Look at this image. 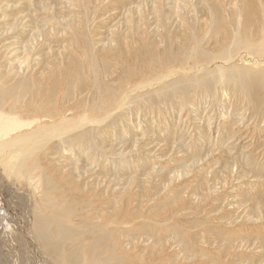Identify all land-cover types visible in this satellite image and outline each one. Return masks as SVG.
<instances>
[{
    "label": "rangeland",
    "instance_id": "obj_1",
    "mask_svg": "<svg viewBox=\"0 0 264 264\" xmlns=\"http://www.w3.org/2000/svg\"><path fill=\"white\" fill-rule=\"evenodd\" d=\"M185 1L189 3L187 9ZM233 4L235 0H210L209 3L204 0H0V34H5L3 26L7 29V36H0V56L6 60V46L18 40L23 49V43L26 46L27 40L34 42L37 37L35 33L39 31L41 36H46L51 41L50 45L40 47L38 53V58L44 65L47 64L49 72H41L43 65L38 64L35 66V73L41 72L58 81V97L63 98L65 93L63 89L67 82L63 81L64 71H67L65 77L71 76V71L81 67V74L86 82L94 80V76L88 72L90 69L85 67L86 63L91 62L97 63L98 67L100 65V74L104 64L114 66L109 70L112 75L106 79L113 86L110 85L109 88L118 87L120 77L126 73L121 83L128 84L126 92H129L143 80V77L136 75L139 68L154 79L166 68L178 66L170 64L151 73L153 68L150 64L159 63L166 54L167 35L180 36L174 37L170 54L185 58L188 54H183L188 53L191 45L188 39L182 40V34L192 37L195 29L216 28L220 19L217 22L214 20L213 25L209 24L208 6L211 9L215 6L214 10L225 7L227 15L222 13L219 17L223 18L222 23L227 29L231 28V34L235 33L232 29H237V26H230L228 21L235 17L233 10L237 7ZM188 10L192 11L188 13ZM258 13L257 16L262 12ZM84 17L89 21H85ZM259 22L260 20L249 29L259 30ZM13 23L16 25L13 26ZM7 26L13 27L9 30ZM85 29H89L90 37L98 45L103 44L102 42L106 45L111 40L108 44H111L110 49L108 47L100 52L96 49L100 46H95V49L92 48V60L82 40ZM216 30L218 33L214 32V38L209 35V39L201 44L202 50L209 57L221 47L225 49L231 45L233 34L224 35L221 29ZM12 31H16L14 35H11ZM58 33L64 37H59ZM31 35L36 37L28 39ZM234 36L241 44L257 39V36L245 39L242 34ZM224 37L226 41L222 40ZM19 51L17 55L14 51L11 53L16 58L22 57L23 53ZM239 52L234 60L235 66L245 64V67L253 71L264 67V53L255 58L256 55L247 54L243 50ZM56 58L60 59V66L57 65ZM244 60L246 61L242 62ZM247 60L250 62L246 63ZM3 61L2 63L5 62ZM217 61L215 60L216 63ZM252 61L256 62L253 64ZM209 66L206 61L203 62V67ZM203 72L200 73L202 76L205 75ZM76 84L79 85L77 80ZM100 88L99 94L103 95L104 85ZM159 88H148L143 93L140 91V94L154 93ZM159 96L139 105L128 103L108 124L102 126L100 129L105 136L100 131L96 135L104 147L101 149L102 153L100 151L95 156L97 167L78 180L73 178L78 182L70 184L72 191L75 184L82 185L83 181L89 187L90 184L97 185L94 192L87 193L96 200L94 208L95 212H99L101 221L91 219V226L103 227L109 231L118 229L119 237L114 240L131 249L127 264H264V137L256 136L257 131L253 133L251 124L247 123L249 113H244L246 123L241 121L243 128H234L237 134L231 140L232 145L226 147L228 141L221 140L213 146V149L219 150L209 153L206 151L207 147L215 144L217 135L221 134L220 131L216 132L220 122L218 115L224 110H220L221 105L213 108L208 103L191 102L194 104H190V108L189 104H186V108H181L183 104L179 93H174L171 101H165V98ZM62 102L64 101L59 103ZM195 104L198 110L195 109L196 106L191 107ZM234 106L235 104L232 108ZM232 108H225L224 113H234L235 109ZM202 117L205 118V123L211 120L210 127L205 131L207 138L210 135V144L206 143L205 136L201 138L202 131L198 128L204 126ZM84 143L88 145L87 142ZM80 147L83 149L84 146ZM227 149H230V154L225 156L222 151L226 152ZM78 151L81 152V149ZM250 151L253 160L255 159L256 169L247 167L251 165V161L247 160ZM84 155L78 157L81 161L79 165L89 164ZM87 160L89 161L88 158ZM103 166L104 169H101ZM68 167V170L72 169L71 166ZM1 176L0 168V215H4L7 220L6 231L0 226L3 229L0 230V264H40L41 256L35 252V255L31 254L32 248L28 251L25 246L28 239L23 228L19 227L26 209V198L23 197V204L18 203V196L13 192L14 186L9 187ZM62 187L68 190L65 186ZM87 189L86 187L85 190ZM103 192L105 193L102 194ZM80 196L79 198L85 199L86 195ZM92 198L90 200L93 201ZM143 223H153L154 231L142 234L139 228H143ZM138 252H142V257Z\"/></svg>",
    "mask_w": 264,
    "mask_h": 264
},
{
    "label": "bare ground",
    "instance_id": "obj_2",
    "mask_svg": "<svg viewBox=\"0 0 264 264\" xmlns=\"http://www.w3.org/2000/svg\"><path fill=\"white\" fill-rule=\"evenodd\" d=\"M204 1L209 3L210 0ZM185 4L187 9L189 3L185 1ZM233 6L237 7L233 10V16L235 17L228 21L230 26L234 24L233 26H237V29H232L235 33H232V41L229 47L225 49L221 47L216 54H211L212 56L210 57L205 54V50H202L201 44L203 41L209 39V35L210 38H214V32L218 33L216 29H221L224 35H232L231 28L227 29L222 23L223 18L219 17L222 13H226L227 15V9L225 7H217L214 10L213 8H215V6L212 9L208 6L207 8L210 9V16L207 17V21H209V24L213 25L214 20L217 22L220 19L218 24L215 22L218 26L216 25L214 29H195L196 32H194L192 37L187 34H182V40L188 39L189 45H191L188 53L183 54H188L185 58H178L176 55H171L173 53L170 54L172 43H174V37L179 38L180 36L176 34L173 36L167 35L168 42L166 44V54L159 60V63L153 62L150 64V67L153 68L151 73L156 70H162L170 64H178V66L171 69L166 68L163 73L157 74L154 79H151V75L148 72L145 73L144 69L139 68L136 71V75L138 77H143V80L129 92H126L128 84L121 83L126 73L120 77L121 80L118 87L109 88L111 83L106 81V79L112 75V72L109 70L114 66L104 64L100 74V72H98L100 65L98 67L97 63L91 62L84 63L87 70L90 69L88 72L94 76V80L90 82L91 84L86 82L81 74L83 73L81 67L71 71V76L68 75L65 77L67 71H64L63 81L67 82L63 89L65 93L63 98L58 97V90L60 89L58 81L41 73L45 71L48 73L49 71H47L48 69L46 68L47 64L44 65L38 58L40 57L38 55L40 47L50 45L51 43L46 36H41L39 31L36 32L35 35H37V37L34 35L36 40H34V42H32V40L31 42L27 40L26 46H24L25 43H23V49L21 46L22 43L18 42V40L10 46L5 45V49L7 50L5 55L8 58L5 60L0 56L1 179L3 178L9 187L14 186L13 192L18 196V203L23 204V197L25 196L26 198V209L19 221V227L23 228L25 237L28 239L25 243L28 251L32 248L30 250L31 254L35 252L38 253V256H41L42 261L40 264H127L126 262L131 249L114 240L119 237L118 229L113 228L112 231H109L103 227L91 226V219L101 221L99 212H95L94 208V202L96 200L92 197L93 201L90 200V194H88L94 192V188H96L97 185L90 184L89 187L87 183L83 181L81 182L82 185H79L80 183L78 185L75 184L72 191L70 184L74 182L77 183L79 177H84L85 174L91 173L92 168L97 167L95 164V156L99 154L104 147L101 146L102 142L99 141L96 135L100 131V133L105 136L103 130L100 128L108 124L107 122L112 120L115 114L128 103H137V105H139V103L152 100L154 97L159 98V95L165 98V101H171L174 97V93L177 92L183 104L180 106L181 108H186V104H189L190 108V104L208 103L213 106V108L220 104V110H225V108H232V105L235 104L233 107L235 109L234 113L228 114V111L224 113V110L223 112L221 111L220 114L217 113L219 114L220 124L218 123L216 132L220 131L221 134L219 136L217 135L216 142L214 141L215 144L213 143L211 147L207 145L206 151L209 153L219 150V148L213 149V146H216L221 140L225 139L228 141L226 147L232 145L231 140H233L234 136L237 134L234 128L237 126L243 128V123H246L244 121V117L246 116L244 114L245 111L250 115L247 123L251 124L253 133L257 131L256 136L264 137V67L253 71L251 68L245 67V64L241 67L234 65V60L241 50L247 54L256 55L255 58L260 57L264 53V0H235ZM6 7H8L7 4ZM190 11L192 10H188L187 12L189 13ZM259 11L262 13L257 16ZM196 12L198 13V11ZM86 17L89 19L88 16ZM87 18H85V21ZM89 20H87V22ZM141 20L140 18V21ZM259 20L261 31L257 28L249 29L254 24H257ZM14 25L16 24L13 23V26ZM140 25L141 23L138 24L139 28ZM89 26L91 27L92 25L89 24ZM3 28L4 30L1 29L5 32L3 35L7 36V29L4 26ZM7 28H9V26H7ZM11 28H9V30H11ZM89 29H85L84 33H86L82 40L84 41L83 43L88 51L89 57L93 60L92 48L100 46V48H95L100 52L104 51L111 46V44L108 45L111 40H109V43L106 45L104 42L98 45V43L90 37ZM55 31L58 30L55 29ZM210 31L212 33H209ZM12 32L11 35H14L16 31ZM8 34H10V31ZM241 34L245 39L251 38L252 36H257V39L256 41L241 44L242 42H237L238 38L234 39V35L241 36ZM3 35L2 33L0 34V36ZM60 35L62 36V34ZM60 35L59 37H61ZM34 36L31 35L28 39H33ZM62 37H64V35ZM244 37H242V39ZM222 40L226 41V37ZM232 43L235 45H232ZM66 47L68 48V46ZM19 49H22L20 51H22L23 56L18 55L22 57L16 58L11 52L14 51V54H16ZM62 54H65V52H62ZM63 57L65 59L64 55ZM53 58H55V55ZM58 60L60 59L58 58ZM58 60L56 63L60 66ZM215 60H219V62L217 61L216 63ZM2 61L4 63H2ZM205 61L207 66H211L203 67V62ZM245 61L246 60L242 62ZM249 62L250 61L247 60L246 63ZM252 62L254 64L256 61ZM38 64L41 66L43 65V70L36 74L35 66ZM38 71H40V69ZM202 71L205 73L203 76L200 74ZM103 78H105V81ZM76 80L79 82V85L76 84ZM103 85L105 90H102L103 95H101L99 94L101 90L100 86L102 87ZM156 86L160 87L156 92L140 94V91L143 93V90ZM45 89H47L49 93L45 91ZM186 98L188 101H186ZM60 101L64 102L59 103ZM196 104L191 105V107L196 106L195 109L198 110ZM217 109L216 111H218ZM188 112H190L189 109ZM191 112L195 111L191 110ZM197 113L198 112H196V115H198ZM193 119L196 120L197 118ZM203 119L204 126H198V128H201L202 131L201 138L205 136L207 140L206 143L210 144V135L207 138L205 131L210 127L211 120L205 123V118ZM241 121L243 123H241ZM212 126L215 127L213 123ZM213 127L212 132H214ZM188 130L189 129H187V131ZM84 141L87 142L88 145L85 144ZM258 143L259 142H257V144ZM80 145L84 146L83 149ZM78 149H81V152L78 151ZM222 150L224 149L222 148ZM85 152L86 155H84ZM250 153L249 159L247 158V160L251 161V165L247 163V167H249L248 169H256L255 159L253 160L251 151ZM64 154H66V156ZM222 154L227 156L230 154V149H227L226 152L222 151ZM80 155L86 156V162L89 163L88 165H84L83 163V165H79L81 161L78 157ZM229 156L231 157V155ZM229 156L228 158H230ZM68 159L70 160L68 161L69 163L67 162ZM229 164L231 165L232 162ZM68 166H71L72 169L68 170ZM101 169H104V166ZM233 169H235L234 166ZM62 186H65L68 190ZM86 187L88 188L87 190H85ZM104 193L105 192L102 194ZM80 194L88 196L89 199H86V196L84 197L85 199L79 198L81 197ZM5 221L7 220L4 215H0V226L3 227L4 230L7 229ZM144 224H147V226ZM141 227L139 228L141 233H150L154 231L155 225L153 223H143V228ZM3 229L0 230L3 231ZM2 231L0 232L1 234ZM11 234L12 233H10V235ZM142 252H138L140 257H142ZM141 263L144 264V262H140V264Z\"/></svg>",
    "mask_w": 264,
    "mask_h": 264
}]
</instances>
